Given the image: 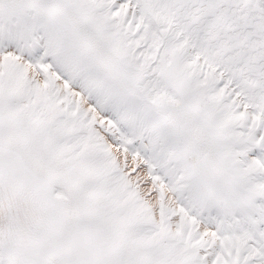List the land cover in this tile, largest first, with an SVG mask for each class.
Returning a JSON list of instances; mask_svg holds the SVG:
<instances>
[{
    "label": "snow or ice",
    "instance_id": "snow-or-ice-1",
    "mask_svg": "<svg viewBox=\"0 0 264 264\" xmlns=\"http://www.w3.org/2000/svg\"><path fill=\"white\" fill-rule=\"evenodd\" d=\"M0 264H264V0H0Z\"/></svg>",
    "mask_w": 264,
    "mask_h": 264
}]
</instances>
